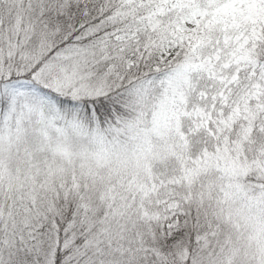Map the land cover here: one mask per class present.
Masks as SVG:
<instances>
[{
	"label": "snow or ice",
	"instance_id": "obj_1",
	"mask_svg": "<svg viewBox=\"0 0 264 264\" xmlns=\"http://www.w3.org/2000/svg\"><path fill=\"white\" fill-rule=\"evenodd\" d=\"M0 264H264V0H0Z\"/></svg>",
	"mask_w": 264,
	"mask_h": 264
}]
</instances>
